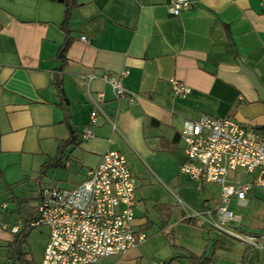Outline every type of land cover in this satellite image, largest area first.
Returning <instances> with one entry per match:
<instances>
[{
    "label": "crops",
    "instance_id": "0c3cea01",
    "mask_svg": "<svg viewBox=\"0 0 264 264\" xmlns=\"http://www.w3.org/2000/svg\"><path fill=\"white\" fill-rule=\"evenodd\" d=\"M72 2L63 25L64 0H0V196L8 192L11 201L0 200V264H22V255L40 263L43 250L35 257L27 237L22 255L12 256L11 245L23 215L36 207L38 185H58L44 182L42 164L72 135L49 165L69 168L73 152H80L71 187L104 151L121 152L137 184L134 228L146 234L121 255L95 264H194L185 253L206 256L207 264H264L263 250L189 214L188 208L213 210L220 186L180 171L187 155L178 131L183 120L201 115L264 129V95L255 86L264 91L261 0H188L179 14L169 12L170 0ZM91 73L96 76L88 80ZM104 73L118 76L123 94L101 78ZM171 79L190 92L174 94ZM88 125L91 136L82 138ZM28 183L32 197L12 192ZM28 198L35 205L23 208ZM229 205L239 232L264 234L263 191L252 188L245 204L232 197Z\"/></svg>",
    "mask_w": 264,
    "mask_h": 264
},
{
    "label": "built area",
    "instance_id": "2783aa9c",
    "mask_svg": "<svg viewBox=\"0 0 264 264\" xmlns=\"http://www.w3.org/2000/svg\"><path fill=\"white\" fill-rule=\"evenodd\" d=\"M261 2L264 5V0ZM187 5L188 0H170L168 10L179 14ZM80 39L86 40L85 36ZM95 76L88 74L87 79ZM101 78L118 94L124 93L118 76L104 73ZM170 84L178 96L190 92L176 79H171ZM97 111L90 112L92 123ZM178 131L187 155L180 171L196 181L220 186V200L213 210L188 208L189 214L245 245L264 250V234L239 232L233 224L237 218L229 208L232 197L245 204L247 191L256 188L264 192V131L246 127L230 116L211 115L183 120ZM90 136L88 125L81 137ZM244 174L251 178L241 180ZM136 189L126 158L114 149L104 151L96 166L88 168L74 186L38 185L36 216L28 227L45 226L48 230L39 264H95L103 258L119 256L144 240L146 234L134 228ZM178 201L181 203L179 198ZM182 206L187 210L188 206ZM2 207L6 204L2 203ZM20 224L18 220L10 230L17 231Z\"/></svg>",
    "mask_w": 264,
    "mask_h": 264
},
{
    "label": "rangeland",
    "instance_id": "374dc122",
    "mask_svg": "<svg viewBox=\"0 0 264 264\" xmlns=\"http://www.w3.org/2000/svg\"><path fill=\"white\" fill-rule=\"evenodd\" d=\"M73 155H74V159L76 157H80V152H73ZM65 158H67V157L64 155L62 157V161H64ZM73 160L70 161L71 163H70L69 168H65L62 165H59V166L58 165H49V166H47L46 169L44 170V174H43L44 176L42 175V177H43L42 179L44 180V182H50V181L51 182H57L58 186L67 187L69 185L68 182L71 181L75 177L72 173H74V172L76 173L75 169L77 167V163ZM75 178H78V177H75ZM31 188H32V186H30L29 183L24 184V185L19 184V185H16L14 187L12 192L15 195L31 196L33 194L31 191L32 190ZM8 195H9V193L5 192L3 197H2V195L0 196V197H2V198H0V200L1 199L6 200L7 203L10 205L11 201H10V199H8ZM33 205H35V199L34 198L29 199L28 198L27 203L23 205L24 206L23 208H27V207L33 206ZM229 208L232 209V206L229 205ZM262 231L264 232V229ZM28 232H29L27 235V242L29 244L28 246L31 248L33 255L35 257H37L38 255H40L41 251L43 250V247H44V244L46 241L47 227L37 226L35 228L29 229Z\"/></svg>",
    "mask_w": 264,
    "mask_h": 264
},
{
    "label": "trees",
    "instance_id": "16d2710c",
    "mask_svg": "<svg viewBox=\"0 0 264 264\" xmlns=\"http://www.w3.org/2000/svg\"><path fill=\"white\" fill-rule=\"evenodd\" d=\"M66 2V9H65V16H64V21H63V25H66V20L68 17V9L70 8V5L73 3L72 0H64ZM54 84L57 88V93L60 96H63V88H62V82H61V78L59 76L56 75L55 79H54ZM255 130L258 131H264V129L262 127H254ZM76 136L72 135L70 136V138L66 139V140H60L58 142L57 145V150L55 155L52 158H49V160H47L46 162H44L42 164V168H41V172H43V170L52 162L53 164H56L58 162V160L60 159V156L63 154L64 149L66 148L67 144H69L70 142H72L75 139ZM25 200V199H24ZM31 208V213L29 214V216L23 215V227L20 229V231L18 233H16L15 237H14V241L12 242V247L10 250V253H12V256L15 254L22 255V245L26 242V237L28 234L29 229H32L29 226V222L31 220H33L36 216V207H30ZM28 228V229H27ZM26 230V231H24ZM257 234V233H256ZM185 257L191 259V261L194 264H207L208 262V257L206 256H196L190 253H185L183 254ZM20 262H22V264H32L31 261H26L23 258V255L20 257Z\"/></svg>",
    "mask_w": 264,
    "mask_h": 264
},
{
    "label": "water",
    "instance_id": "95a60500",
    "mask_svg": "<svg viewBox=\"0 0 264 264\" xmlns=\"http://www.w3.org/2000/svg\"><path fill=\"white\" fill-rule=\"evenodd\" d=\"M255 86L259 90V92L261 93V95H264L263 89L257 83H255ZM263 252H264V250H263Z\"/></svg>",
    "mask_w": 264,
    "mask_h": 264
}]
</instances>
